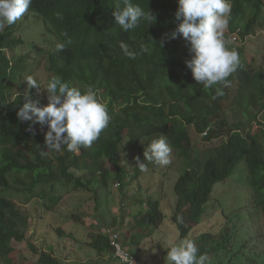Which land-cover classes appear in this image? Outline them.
<instances>
[{
    "label": "trees",
    "instance_id": "16d2710c",
    "mask_svg": "<svg viewBox=\"0 0 264 264\" xmlns=\"http://www.w3.org/2000/svg\"><path fill=\"white\" fill-rule=\"evenodd\" d=\"M129 2L145 11L149 9L156 16L155 23L141 21L134 31H123L113 16L117 4L121 8L125 6L123 0H32L22 19L34 17L41 21L45 40L50 41L47 46L27 45L38 60L35 55L31 58L32 54H14L24 44L15 36L21 23L17 21L0 31V189L28 194L39 185H48L52 192L49 199L55 197L53 189L62 183L90 192L93 214L100 221L91 224L97 232L91 234L89 246L103 262L105 257L112 259L113 256L110 236L103 231L124 221L116 216L108 218L99 210L116 190L113 184L118 183L120 205L130 202L136 205L138 214L141 207L152 213L150 220L143 222L138 220L140 214L137 218L133 216L132 225L128 221V230L124 233V244L136 264H148L143 259L141 245L151 235L158 237L156 232L165 217L161 194L155 190L156 181L152 180L160 170L157 164L145 161L147 170L140 171L131 165V155L124 154L143 141L142 138H146V145L161 136L166 138L175 160L181 163L174 185L175 201L167 202L176 222L180 216L183 222L201 223L205 213L203 194L210 189L205 186V179L211 186L224 180L221 167L214 162L222 153L229 160L243 162L247 169L251 198L245 211L250 221L254 216H264V147L250 135L252 121L258 114H264V73L242 78L227 112L219 104L220 100H227L226 93L213 99L215 88L204 89L186 66L191 57L185 40L170 38L177 23V0ZM57 13L62 19L57 18ZM69 38L72 43L57 52V43H66ZM122 42L135 53L134 59L123 54ZM7 52L13 55L7 56ZM40 67L47 80L59 76L70 87L81 90L90 85L108 100L109 126L90 148L57 155L54 149L45 148L47 126L43 130L35 124L33 133L28 130L31 122L18 120L17 111L24 103L38 100V106H46L36 91L40 87L29 89L25 81L31 76L39 84L38 78L32 75ZM229 113L234 118L231 124ZM190 127L208 131L206 140L225 132L226 143L213 148L201 161L191 146ZM138 156L141 161L145 160L143 151ZM40 195L41 199L45 197V193ZM72 217L84 224L87 215ZM179 225L180 240L188 230ZM29 228L25 211L8 197L0 196V264H20L12 259L16 255L12 243L26 241ZM224 228L219 236L196 237L198 249L212 257L209 264H236L239 260V264L249 263L247 260L264 264V253L257 252L251 243L255 241L253 238L237 235V224L231 223V219ZM56 235L72 237L62 229H57ZM156 244L162 247L161 242ZM29 248L39 257L37 264H61L52 245L40 253L31 243ZM17 257L25 261L20 253Z\"/></svg>",
    "mask_w": 264,
    "mask_h": 264
},
{
    "label": "clouds",
    "instance_id": "9594fccd",
    "mask_svg": "<svg viewBox=\"0 0 264 264\" xmlns=\"http://www.w3.org/2000/svg\"><path fill=\"white\" fill-rule=\"evenodd\" d=\"M246 1L247 0H177L178 7L175 12V20L177 23L175 29L170 34L171 39L182 37L185 40L191 57L186 61V66L191 70L194 80L202 85L204 89L215 88L213 99L223 96L226 93L227 100H220L219 104L220 107L223 109L225 108L227 112L231 106H226L225 102L227 101L230 105L235 95V90L238 88V84L242 82V78L250 79L255 74H258V72L264 73L263 70L254 69L252 64L248 62L245 49L246 45L254 38L253 32L256 30L255 27L264 26V16L261 15L264 10V0H257V3L255 0H252L253 2L251 1L250 3H246ZM123 2L125 6L121 8L120 5L117 4L113 12L116 24H118L123 31H134L140 26L141 21L147 22L148 24L155 23L156 16L149 9L145 11L138 5H132L129 0H123ZM31 4L32 0H0V31H2L5 26H12L18 20L22 19L29 10ZM255 4L258 5L257 8ZM236 6H238V9H236ZM234 8L237 11H234ZM57 18L62 19V16L57 13ZM24 21L25 20H23V22ZM255 38H257V36H255ZM71 43L72 41L70 38L66 43H57L56 51H63L67 44ZM120 48L123 54L129 59L135 58V53L129 50L127 44L122 42ZM143 50L147 51L148 49L143 48ZM25 81L29 89L38 87L41 89L42 87L41 82L38 84L36 79L31 76L27 77ZM235 83L237 87L233 89L232 87ZM40 89L36 91L39 97H42V94L39 92ZM42 93H44V95L47 93V99H43L42 97L46 106H38V100L26 102L17 111V118L22 123L31 122L28 130L33 133L35 131L33 125H41L43 130L44 126H47L48 130L44 137L46 150L54 149L57 155H64L67 152L78 153L81 148H90L97 139L98 141L101 139L102 136H99L101 132L109 126L111 117L106 106L108 105V100L99 92H96L92 86H86L81 90L78 87H70L61 77L53 76L51 79L45 80V87ZM263 116L264 114L260 113L257 115V119L252 121L250 135L255 137L264 147ZM229 119L230 121L228 123L231 124L234 118L230 113ZM253 125H256L257 128L253 129ZM197 132L201 134L200 139L202 141L200 142L202 143H211L222 139L219 145L199 149L194 147L192 134L190 133L192 149L195 151V156L197 154L201 161L206 159L209 152L214 150L213 148L226 143L225 132L219 137L207 140L204 138L207 136L208 131L204 130ZM144 139L146 145V138ZM146 146L143 152L145 160L141 161L139 156L135 157L136 167H138L140 171L147 170L145 161L157 164L159 170L165 172L166 169L174 165H176L177 169L181 168V163L175 160L171 148L164 136L153 139ZM214 162L221 167L224 180L220 183H218V181L211 186V183L205 179V186L210 189L203 194V209L205 213L201 217V222L211 210L221 211V216L225 207L230 205V202L233 200H236L238 201V205L234 209L235 212L226 220V223L231 219V223L235 222L237 224V235L243 237V235H246L247 231H249L252 238L258 221H263L264 216H254L251 222L249 215L245 211V207L251 198L247 169L243 162L229 160L227 155L223 153L217 155ZM240 163L243 164V169H239V174H236V168ZM241 173L244 174V181L241 180ZM154 183L156 184L155 190L159 192L161 198H163V196L166 195L164 190L160 191L158 181ZM175 183L176 181L172 186L171 193L173 197L171 201H168L169 204H173L175 201ZM113 185L114 189H116V191L118 190L119 197L120 185L116 182ZM219 188L226 193L219 191ZM162 206L163 211L170 209V207L167 208V202L162 203L161 201V209ZM141 208L143 209L144 207ZM144 209L147 211L146 215L149 216L147 220H150L152 216L151 211L146 208ZM170 210V218L176 231L178 223H180L179 226H184L188 231L191 227L190 224H195V222H183V218L180 216L177 217V223L174 220L173 210ZM146 229H148V226ZM224 229L223 226L217 233L218 236ZM203 234L217 235L212 232ZM114 236H117L118 242L130 255L129 250L124 244V238H120L119 234L116 233L110 236L111 242ZM185 237H187V239H184ZM185 237L179 241L180 234L178 233V242L173 243L172 241H168L169 246L165 258L166 264H209L211 256L209 255V257L207 255L208 253L202 249H198L196 237H191L189 235ZM191 239H194V241ZM112 248V259L116 264H120L119 259L115 255V249L113 246ZM199 251L201 254H198ZM130 257L134 260L132 256Z\"/></svg>",
    "mask_w": 264,
    "mask_h": 264
},
{
    "label": "rangeland",
    "instance_id": "374dc122",
    "mask_svg": "<svg viewBox=\"0 0 264 264\" xmlns=\"http://www.w3.org/2000/svg\"><path fill=\"white\" fill-rule=\"evenodd\" d=\"M264 16V10L261 13ZM21 23L19 32L15 33V36L24 41V44L17 47L14 54L15 55H27L32 54L33 51L27 46L30 43L36 44V46H47L49 40H45L46 37L42 32V22L34 20V17H30L27 21L23 22V19L18 20ZM254 30L253 39L246 45V57L248 62H250L254 69L264 71V26H256ZM257 36V38H255ZM44 39L45 41H43ZM13 54L8 53V56ZM35 59H38L37 57ZM32 76H36L41 82L42 87L40 93L43 99H47V93L44 95L42 93L45 87L46 74L42 67H40ZM237 82V81H236ZM237 87L235 83L233 89ZM40 94V95H41ZM226 106H230L228 102H225ZM257 126L253 125V129ZM254 132V130H253ZM190 133L192 134V140L194 147L199 149L209 148L211 146L219 145L222 139L213 141L211 143H202L200 139L201 134L198 133L194 128H190ZM145 139L133 147L130 151L127 150L124 155H131L130 163L132 166L136 165L135 157L138 156L139 151L144 152ZM124 159V158H123ZM243 169V164L240 163L236 168V174H239L238 170ZM178 169L176 165L169 167L165 171H160L155 177L152 178L153 181H158L160 185V191L165 192V196L162 198V203L172 200V186L177 179ZM241 180L244 181V174L241 173ZM239 180V181H241ZM145 185V183H144ZM154 188V186L152 185ZM219 191L224 192L220 188ZM41 193H45V197L41 199ZM52 192L49 191L48 185H39L31 193H21L12 191H3L0 189V196L8 197L12 202L16 204L21 210L25 211L28 218L29 231L27 232V240L22 243L13 242L12 246L16 250V255L12 257L14 263L20 264H37L38 256L31 251L29 248V243L33 244L36 248L37 253L45 250L48 246L52 245L55 255L61 264H116V262L105 257L102 262L97 255L96 250L92 249L89 244L91 242V234L97 232V229L91 226L93 224H99L95 218L96 214H93V203L91 201L92 195L90 192L85 190L73 189L72 186L62 184L56 186L53 189L54 198L49 199V195ZM139 194L137 195V197ZM244 196V194H243ZM140 197L142 195L140 194ZM245 197V196H244ZM118 192L114 190L112 194L106 199V204L100 212L103 211L108 218L112 216L119 217V221H124L123 224L116 225L109 229H105L103 232L108 236H113L118 233L120 238H124V233L128 230L127 222L131 221L132 217H138V220L142 221L149 218L147 216V211L143 208L140 209L141 212H137L136 205H132L130 202H123L121 205L118 202ZM131 204V205H129ZM238 201L233 200L230 205H227L220 216L221 211L211 210L207 213L203 221L199 225L190 224V230L186 235L191 237H197L200 234L206 232H212L217 234L220 229L225 225L226 220L233 215L234 209L237 207ZM127 206V209L124 207ZM165 214V219L163 223L157 230L156 234L158 237L150 236L145 239L141 245L142 256L144 261L146 260L148 264H157L159 261L162 264H166V255L168 251V241L173 243L178 242V233L173 226L171 221V210L167 209L163 211ZM83 216L84 224L78 223L76 218L72 216ZM93 216V218H92ZM62 229L66 235L72 237H57L56 230ZM218 235V234H217ZM251 240L249 231L244 238ZM252 238L255 240L254 243L251 240L252 245L257 249V252L264 253V219L263 221H258L255 230L252 234ZM184 239H187L185 237ZM160 240V241H159ZM180 241V240H179ZM161 242L162 247H158L156 243ZM153 247V248H152ZM17 253H20L24 257L25 261H21L17 257ZM212 258V257H210ZM224 258V257H222ZM111 259V261H109ZM109 261V262H108ZM226 262V260H224ZM249 263L253 264L251 261L247 260ZM241 260L238 261L239 264ZM246 263V264H249ZM2 264V263H1Z\"/></svg>",
    "mask_w": 264,
    "mask_h": 264
},
{
    "label": "built area",
    "instance_id": "2783aa9c",
    "mask_svg": "<svg viewBox=\"0 0 264 264\" xmlns=\"http://www.w3.org/2000/svg\"><path fill=\"white\" fill-rule=\"evenodd\" d=\"M117 236L112 239V246L115 249V255L119 259L120 264H136L130 255L125 251L122 245L118 242Z\"/></svg>",
    "mask_w": 264,
    "mask_h": 264
}]
</instances>
